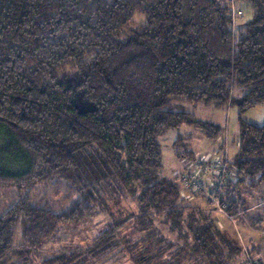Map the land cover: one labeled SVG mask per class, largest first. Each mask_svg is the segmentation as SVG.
<instances>
[{
	"label": "trees",
	"instance_id": "1",
	"mask_svg": "<svg viewBox=\"0 0 264 264\" xmlns=\"http://www.w3.org/2000/svg\"><path fill=\"white\" fill-rule=\"evenodd\" d=\"M239 4L250 11L246 22L234 17ZM81 91L85 109L75 103ZM198 106L239 110L227 183L236 221L257 190L264 196V124L243 119L264 106V0H0V189L19 194L0 215V264H102L120 247L118 229L133 222L148 231L158 216L180 241L187 223L190 242L162 236L156 245L190 264H236L255 253H243L228 218L195 203L201 196L182 198L179 176H158L169 130L200 132L218 143L213 153L227 145L224 128L189 112ZM60 181L77 196L65 211L32 204L31 189ZM114 208L115 228L91 246L39 254L61 225H88ZM152 250H138L136 264H158Z\"/></svg>",
	"mask_w": 264,
	"mask_h": 264
},
{
	"label": "rangeland",
	"instance_id": "2",
	"mask_svg": "<svg viewBox=\"0 0 264 264\" xmlns=\"http://www.w3.org/2000/svg\"><path fill=\"white\" fill-rule=\"evenodd\" d=\"M237 8H240L242 11L239 20L246 22L251 15L248 6L246 4H239ZM75 103L80 109H85L91 104V101L87 94L81 91L77 93ZM189 112L194 113L199 119L209 121L224 128L226 133L224 136L228 144V155L232 158L237 150L239 134L238 108L229 106L224 108L198 106L190 107ZM243 119L254 125H263L264 106H257L248 110L243 114ZM179 136L183 138V146L176 148L174 147V143ZM159 141L162 146V167L158 172V176L159 178L177 183V177L186 174L193 163L189 157H180L179 152L192 151L196 158L195 161H198L208 156H213L212 148L218 144L205 139L200 132L187 126L169 130L160 137ZM257 191H259L256 193L257 202L252 204L253 206H249L250 209L248 213H244L243 216L238 215L239 218H236V221L222 218V221L224 220V228L232 230L234 234L233 237L237 239L238 245L244 249L243 253H249L253 248L256 249V252L253 254L250 253L249 256L243 254V256L237 259L239 260V263L237 262L238 264H264V196L262 194L258 196L261 188ZM18 195L16 187L0 189V215L18 201ZM23 196L25 195L23 194ZM28 196L31 197L33 205L39 208L51 209L56 213L65 211L77 199L75 193L68 191L67 183L64 181L39 184L28 192ZM201 199L195 203L200 206L202 205V208L205 210L206 203L203 199V204ZM126 202L127 206H129L132 211H138L136 199L127 197ZM118 214L119 208H114L98 212L93 222L88 225H61L54 238L44 246L39 254L44 257L46 254L50 256L63 249L72 250L91 246L96 237L106 232H111L115 228L114 219L118 217ZM227 221H231L233 224H229L226 227ZM170 225L171 222L168 221L165 216H158V219L156 218L154 220L153 227L148 231H142L143 229L140 226L135 227L133 222L123 225L116 231L117 234L114 240L120 247L115 249L114 252L104 259V261H101V263L136 264L133 258L134 255H137L139 252L138 250L149 247L153 249L152 251L156 255H159L158 264L172 263L177 260H181L182 264H190L185 254L178 253L176 249L171 251H166L164 249L160 250L162 247L156 245L161 240L162 236H166L172 242L181 245L186 244L185 242H190L188 233L185 231L187 223L183 225L182 232L179 234L181 241L178 239L179 236L176 232H171L172 229ZM16 233L18 241L20 237V228H17ZM162 245L164 244L162 243ZM114 253H116V256L111 257ZM115 259H117V262L113 263ZM37 261H39V259H37ZM36 264H38V262H36Z\"/></svg>",
	"mask_w": 264,
	"mask_h": 264
},
{
	"label": "built area",
	"instance_id": "3",
	"mask_svg": "<svg viewBox=\"0 0 264 264\" xmlns=\"http://www.w3.org/2000/svg\"><path fill=\"white\" fill-rule=\"evenodd\" d=\"M234 17L242 15L235 6ZM227 145L221 151H215L213 156L193 161L188 172L181 175V195L185 200H193L201 196L211 207V211L223 215L229 220L234 217L229 214V201L237 202L234 190H227V183L232 178L229 171ZM229 192V193H228ZM244 211L238 213L244 215Z\"/></svg>",
	"mask_w": 264,
	"mask_h": 264
},
{
	"label": "crops",
	"instance_id": "4",
	"mask_svg": "<svg viewBox=\"0 0 264 264\" xmlns=\"http://www.w3.org/2000/svg\"><path fill=\"white\" fill-rule=\"evenodd\" d=\"M218 147V146H217ZM216 149V146H214L213 148H212V154H213V151ZM227 149H228V144H227ZM228 153H229V151H228ZM231 158V157H230ZM197 201H199V200H196L195 202H197ZM203 204H204V202L203 201H201ZM198 203H200V202H198ZM201 203V204H202ZM202 206V205H201ZM206 208H205V210L206 211H209L210 209H211V207L210 206H205ZM235 222V221H234ZM231 223V222H230ZM228 224V223H227ZM231 224H233V223H231Z\"/></svg>",
	"mask_w": 264,
	"mask_h": 264
}]
</instances>
